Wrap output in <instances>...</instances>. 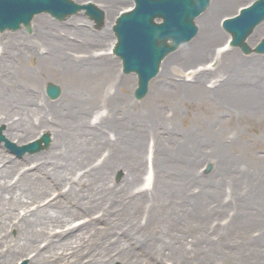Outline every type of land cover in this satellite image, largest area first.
Here are the masks:
<instances>
[{"label":"rangeland","instance_id":"374dc122","mask_svg":"<svg viewBox=\"0 0 264 264\" xmlns=\"http://www.w3.org/2000/svg\"><path fill=\"white\" fill-rule=\"evenodd\" d=\"M92 1L102 8L106 4L109 5L115 14L114 18L110 20L106 15L103 25L98 27L84 11L73 14L65 20L54 18L48 13H41L34 17L32 23H36L37 16L45 15L69 34H76L79 40H74L73 37L68 39L76 43L71 46L75 48V53L82 54L86 47L97 54L110 50L109 55L114 60V71L118 75L113 90L125 97V113L140 119L128 123L122 113L113 110V119L105 122L107 131H103L105 138L110 142L97 151L93 164L107 157L110 151L117 152V150L123 152L125 163H129L128 160L135 156L133 154L139 148L140 164L134 174L135 182L132 177L130 178L131 173H129L134 170L130 171L129 167L124 165L109 168L106 181L110 189L124 188V191L118 193L128 195L130 190L131 193H135L144 187L150 166L152 181L150 192L148 191L150 198L146 197L147 193L141 195L144 200L137 204L134 210L131 208L124 211L125 207L123 206L122 209L119 199L115 209L106 215L110 220L97 217L104 205L101 208L100 205L75 214L77 217L72 221L91 218L92 223L90 235L73 243L71 248H66L70 257L69 262L72 264H86L88 261H92L91 264H264V78L262 77L264 67L257 63L258 60L256 61V57L264 58V53L247 54L239 46H232L239 55V63L235 65L239 71L230 82L226 77L231 73L230 68L226 66L221 68L226 58L223 60L218 55V51L224 47L230 37L222 27V19L235 14L241 6L253 0H225V5L214 14L213 18L223 34V40L215 46L217 54L201 53L202 56L194 57L192 53L191 57L186 54L184 59L181 55H177L175 59L170 58L178 53L180 48L191 44L197 38L198 32L193 39L184 42L169 54L162 63L159 73L150 81L147 94L139 100L135 98L134 93L137 75L124 73L120 58L112 52L116 41L113 29L116 17L121 10L129 8L134 0ZM210 5L201 15L207 12ZM200 16L196 19L199 27ZM70 19L81 20L83 23L82 25L68 23ZM85 28L90 31L86 36L80 33ZM106 28L110 30L109 37L101 43L99 36H94L92 32L103 31ZM45 30L46 27L43 25L32 24L31 31L22 27L17 30L0 31V36L3 40H7L4 34L7 36L19 32L29 44L30 42L43 44L44 37L41 36V32ZM252 34L247 41L254 46L264 37V30L257 37H252ZM86 39L88 43H84L87 42ZM44 48H46L45 43ZM181 59L183 63H177V60ZM37 61L38 56H28L24 58L23 65L26 68H36ZM167 65H169L168 70ZM217 65H220V68L215 70ZM210 69L214 70L209 72ZM200 71H206L201 86L208 90L207 93L204 89L199 91L185 87V84L200 85L195 79ZM257 79L260 83H250ZM4 80L8 81V78ZM39 80L41 81L39 97L52 103L54 99L46 94V84L52 81L62 87L63 83L60 78L38 74ZM248 80L250 82H247ZM155 91L160 92L161 95L150 105L147 100ZM228 92L234 95L237 93L238 100L245 104H240L235 99L229 100ZM7 106L13 110L16 119L20 117V109L15 104L10 103ZM110 109L112 110V107L104 106L102 101L96 111L100 116L102 113L107 114ZM147 114H150V117L144 116ZM142 117L149 118L148 123H142ZM0 128L4 138L18 145L39 137L45 131L49 132L44 126L37 125L32 132L24 133L23 136L20 135L19 130L13 131L12 138L6 132L5 123H0ZM51 145L52 142L44 150L17 156L6 147L5 140L0 142L3 152L18 160L11 173L6 176L7 179L16 180L27 167L37 165L50 168L66 161L67 158L59 153L49 154ZM208 163L211 164V170L206 172ZM170 177L180 183V185L176 183L174 188L183 189L180 196L183 204L175 205L171 213L165 212L166 196L159 194L168 186ZM159 179H162L164 184ZM36 180L30 181L25 178V184L28 186L35 184L47 186L46 192H40L41 194L35 198L36 202L41 201L45 194L47 198L45 197L44 200L51 199L58 192L70 189L68 187L72 184L67 177L56 187H50V182L42 181L43 178ZM78 186L85 187V180ZM73 194L74 192H69L66 196L69 199ZM154 196L155 199L152 198ZM118 197L113 195L115 199ZM36 202L30 204L31 208L37 206ZM18 209L23 212L24 205H18ZM105 219L111 226L108 231H106ZM1 229L0 234H6L0 242V249L6 250L9 241L17 236L18 230L12 226ZM127 231H131L130 239L127 238ZM136 239L139 241L137 243L148 241L149 248L144 251L140 249L141 246L136 245L134 251L130 250V245L133 244L130 240L136 241ZM36 240L41 246L46 242L43 235L37 236ZM104 242L107 245L108 242L115 245L104 250L101 256L99 250ZM118 242H122L121 245H118ZM88 244L91 247L89 254L86 253L88 249H85ZM152 244L157 245L153 247ZM117 247L129 253L122 255ZM31 254L15 255L9 264H16L20 260L29 258ZM47 263L60 264L56 260H49Z\"/></svg>","mask_w":264,"mask_h":264},{"label":"bare ground","instance_id":"6f19581e","mask_svg":"<svg viewBox=\"0 0 264 264\" xmlns=\"http://www.w3.org/2000/svg\"><path fill=\"white\" fill-rule=\"evenodd\" d=\"M224 3L225 0L211 1L210 8L200 16V31L198 30L199 34L197 32V38L186 47L180 48L178 53L170 58L175 59L177 55H181L182 59H184L186 54L191 57L193 53L194 57H199L202 54H210V52L214 54L217 52L215 46L223 40V34L216 26L213 18L214 14L225 5ZM103 9L107 18L112 20L115 14L110 6L106 4ZM35 21L36 23H33V25L37 24L46 27V30L41 32V36L44 37L43 44H32V42L29 44V42L24 41L26 38H22L19 32L7 36L4 34L3 36L7 37V40H3L2 36H0V123L7 125L6 132L12 138V133L15 130H19L20 135L23 136L24 133L32 132L37 125L44 126L52 136V149L49 154L59 153L67 159L50 168L37 165L27 167L13 181L11 178L7 179L6 176L11 173V169L17 164L18 160L7 156L0 147V231L2 230L1 228L6 226L16 227L18 230L17 236L11 239V242L9 241L6 250L0 249V262L1 264H9L15 255L21 253L29 255L32 253L29 258L27 257L29 259L26 260L27 264H48L49 260H56L60 264H72L69 262L70 257L67 255L66 248H71L73 243L90 235V225L92 223L91 218L78 222L72 221V219L77 217H75V214L100 205L101 208L104 205L100 215L97 217L110 220L106 215L112 209H115V204L119 199L122 209L123 206L125 207L124 211L131 208L134 210L137 204L144 200L141 195L147 193L146 197L150 198L148 191L150 192L151 189L152 176L148 173L144 187L135 193H131L130 190L128 195L118 193V191H124V188L117 190L115 188L110 189L108 186V181H106L107 170L116 165L129 167L130 171L133 169L134 171L129 173H131L130 178L132 177L135 182L134 174L139 167L138 164H140L139 148L133 154L135 156L128 160L129 163H125L123 152L117 150V152L110 151L111 153H108L107 157L97 164H93L97 151L104 144L110 142L105 138L103 131H107L105 122H108V120L110 122L113 119V110L117 113H122L123 118L128 120V123L137 122L140 119V117L129 116L125 113V97L113 90L118 75L114 71V60L109 55L110 50L109 52L105 51L97 54L86 47L82 54L75 53V48L71 46L76 45V43L68 39L73 37L74 40H79L76 34H69L67 30L59 27L57 23L51 21L45 15L37 16ZM67 22H74V24L80 25L83 23L81 20L77 21L75 19H70ZM263 30L264 22H261L256 27L252 37H257ZM80 33L86 36L90 34V31L85 28ZM109 33V28L99 32H92L94 36H99L101 43L108 39ZM253 41H256V39H253ZM88 42V40L87 42L84 41V43ZM44 43L46 48H44ZM222 48L218 51V55L223 60L226 59L223 61L221 68L223 66L230 68L231 73L226 76L228 82H230L237 74V71H239V68L235 66L239 63V55H237L238 53L234 51L232 46H228L227 42ZM197 50L200 51L198 52ZM169 54L165 56L162 63ZM28 56H38L36 68L24 67L23 60ZM182 59L180 61L177 60V63H183ZM257 60V63L264 67V58L256 57ZM168 62L169 64L171 63L170 60ZM166 68L168 70L169 65ZM216 68H220V65H217L215 70ZM212 70L214 69H210L209 72ZM205 72L200 71L195 76L196 82H199L200 85L196 83L185 84V87L208 91L201 86L202 78L205 79L204 77L206 76ZM38 74L44 77L60 78L63 83L61 95L56 100L54 99L52 103L39 97L41 89L39 88L41 87L39 83L41 81H38ZM3 76L4 79L8 78V81H5ZM262 77L264 78V73ZM247 82H250V80ZM255 82L260 83V80L257 79L250 83ZM159 95L161 93L158 91L151 95L147 100L150 105L158 100ZM236 95L237 93L234 95V93L230 94L228 92L227 98L237 101ZM102 101L104 106L112 107V110L110 109L107 114L102 113L99 116L96 108ZM223 102L226 101L223 100ZM10 103L15 104L20 109L21 115L19 118L16 119L13 110L7 106ZM238 103L245 104L240 99ZM144 116L150 117V114ZM141 121L142 123H148L149 118L142 117ZM131 146L134 147V145ZM130 163L132 164L130 165ZM45 176L48 178H45ZM66 177L72 183L68 187L70 188L68 189L70 190L69 192H74L73 197L69 199L66 196L69 192L65 190L58 192L53 198L47 200H44L45 197L47 198L45 194L43 199H41V201L44 200L43 202H36L35 198L46 192L47 186L43 187L36 184L28 186L25 184V178L30 181L43 178L44 180L42 181L50 182V187H56ZM84 180L86 186L79 187L78 184ZM159 180L164 184L162 179ZM174 180L170 177L168 186L159 193L166 196L164 208L167 209H165V212L169 213L173 211L175 205L183 204L180 197L183 189L182 187L174 188L177 183ZM177 184L180 185V183ZM113 195L119 197L115 199ZM152 198L155 199V196ZM34 202L37 203V206L31 208L30 204ZM18 205H24L23 212L19 209L17 210ZM167 215L170 216L171 214ZM106 219L105 225L106 231H108L111 226H109ZM56 227H59V229H54ZM93 227L97 228L96 225H93ZM126 233L128 235L127 238L130 239L132 236L130 234L131 231ZM4 235L0 234V242L3 240ZM39 235L45 236L46 242L43 246L36 240ZM130 241L133 242L130 245V250L132 251L137 246H141L140 249H144V251L149 248L148 241H145V243H137L139 242L137 239L136 241ZM108 243L109 245L104 242L102 247H100L99 254L101 256L104 250L115 245L112 242ZM121 243L118 242V245H121ZM145 245L146 247L144 248ZM156 245L152 244L153 247H156ZM90 248V244L85 247V249H88L86 253L89 254ZM118 250L122 255L129 253L127 250L121 251V247ZM122 255L119 254V256ZM91 262L88 261L86 264H91Z\"/></svg>","mask_w":264,"mask_h":264},{"label":"water","instance_id":"95a60500","mask_svg":"<svg viewBox=\"0 0 264 264\" xmlns=\"http://www.w3.org/2000/svg\"><path fill=\"white\" fill-rule=\"evenodd\" d=\"M135 1V8L123 12L116 20L114 29L118 42L114 51L123 59L125 72L138 73L135 95L142 98L148 91L150 79L159 71L166 54L197 33L198 26L194 20L206 9L210 0ZM83 8L98 25H102L104 12L94 3L81 4L73 0H0V30L17 29L22 23L30 30L31 20L37 13L47 11L57 18L64 19ZM155 18H162L163 21L158 22ZM262 19L264 0H256L251 6L243 8L239 15L226 19L224 25L233 33V43L240 45L245 52H251L252 49L245 39ZM255 50L264 52V39ZM47 92L55 98L60 94V87L49 83ZM2 138L0 129V140ZM6 141L12 151L23 154L47 146L50 137L46 133L20 147ZM21 264H27V261Z\"/></svg>","mask_w":264,"mask_h":264}]
</instances>
